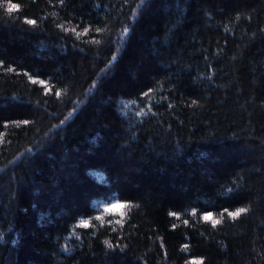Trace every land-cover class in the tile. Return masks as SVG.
<instances>
[{"label": "trees", "instance_id": "16d2710c", "mask_svg": "<svg viewBox=\"0 0 264 264\" xmlns=\"http://www.w3.org/2000/svg\"><path fill=\"white\" fill-rule=\"evenodd\" d=\"M0 264H264V0H0Z\"/></svg>", "mask_w": 264, "mask_h": 264}, {"label": "snow or ice", "instance_id": "6c2138e0", "mask_svg": "<svg viewBox=\"0 0 264 264\" xmlns=\"http://www.w3.org/2000/svg\"><path fill=\"white\" fill-rule=\"evenodd\" d=\"M17 9V5L15 3H9L7 5V12L8 13H12L13 11H15ZM26 23L30 24V25H35L36 24V21L35 20H27ZM73 31H75L73 29ZM127 31V30H125ZM85 32H87V29H85ZM113 59H115V57H113ZM57 95H59V93H57ZM193 103L195 104V101H193ZM128 207V205L126 204H111L107 207H105V212H111L113 211L114 209H123V208H126ZM247 212V209L244 208V207H241V208H238L236 211H232V212H228V215L230 217H232L233 219L237 218V217H240L243 213ZM97 219H100V217H97ZM205 220H212V215L211 213H209L208 215H206L204 217ZM220 221L219 220H214L213 221V226H215L216 224H219ZM82 226L83 227H88V221H82L81 222Z\"/></svg>", "mask_w": 264, "mask_h": 264}]
</instances>
